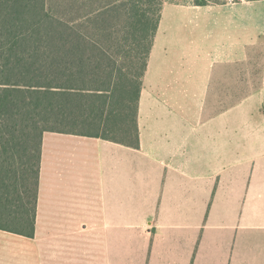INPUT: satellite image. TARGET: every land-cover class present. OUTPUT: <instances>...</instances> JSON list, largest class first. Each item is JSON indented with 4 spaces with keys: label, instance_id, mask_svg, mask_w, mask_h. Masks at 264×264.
I'll use <instances>...</instances> for the list:
<instances>
[{
    "label": "crops",
    "instance_id": "1",
    "mask_svg": "<svg viewBox=\"0 0 264 264\" xmlns=\"http://www.w3.org/2000/svg\"><path fill=\"white\" fill-rule=\"evenodd\" d=\"M139 147L47 131L33 237L0 264H264V0L166 2Z\"/></svg>",
    "mask_w": 264,
    "mask_h": 264
},
{
    "label": "trees",
    "instance_id": "2",
    "mask_svg": "<svg viewBox=\"0 0 264 264\" xmlns=\"http://www.w3.org/2000/svg\"><path fill=\"white\" fill-rule=\"evenodd\" d=\"M164 4L0 0V229L35 235L45 132L139 147L140 90Z\"/></svg>",
    "mask_w": 264,
    "mask_h": 264
},
{
    "label": "rangeland",
    "instance_id": "3",
    "mask_svg": "<svg viewBox=\"0 0 264 264\" xmlns=\"http://www.w3.org/2000/svg\"><path fill=\"white\" fill-rule=\"evenodd\" d=\"M179 1H186V0H165V3L166 2H179ZM187 1H194V0H187ZM215 1H217V2H228L230 0H215ZM76 246H77V250L79 252H81V255H79V257H78L79 258L78 264H84V255L82 254V253H84V243H78V244H76Z\"/></svg>",
    "mask_w": 264,
    "mask_h": 264
}]
</instances>
